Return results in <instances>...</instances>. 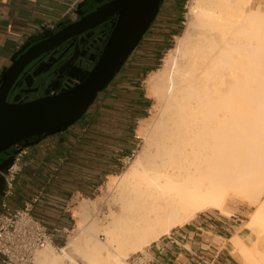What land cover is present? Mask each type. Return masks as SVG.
<instances>
[{
	"label": "bare ground",
	"instance_id": "6f19581e",
	"mask_svg": "<svg viewBox=\"0 0 264 264\" xmlns=\"http://www.w3.org/2000/svg\"><path fill=\"white\" fill-rule=\"evenodd\" d=\"M251 1L193 0L196 24L147 80L166 111L118 177L119 211L103 227L91 222L61 255L47 245L36 264H122L202 212L229 216L233 196L256 206L247 224L257 247L231 242L244 264H264V16ZM77 212L86 217L85 205Z\"/></svg>",
	"mask_w": 264,
	"mask_h": 264
},
{
	"label": "water",
	"instance_id": "95a60500",
	"mask_svg": "<svg viewBox=\"0 0 264 264\" xmlns=\"http://www.w3.org/2000/svg\"><path fill=\"white\" fill-rule=\"evenodd\" d=\"M161 4L109 0L19 51L0 76V155L10 154L3 170L14 148L62 134L86 114L138 48Z\"/></svg>",
	"mask_w": 264,
	"mask_h": 264
},
{
	"label": "trees",
	"instance_id": "16d2710c",
	"mask_svg": "<svg viewBox=\"0 0 264 264\" xmlns=\"http://www.w3.org/2000/svg\"><path fill=\"white\" fill-rule=\"evenodd\" d=\"M162 0L158 15L138 48L127 59L119 74L110 85L100 93L86 114L66 132L47 137L41 143L48 148H40L39 159L29 164L23 162V167H29L37 177L44 178L42 186L45 191L39 194L31 184H25L18 179L15 194L19 200L28 199L33 194H39V200L34 207L33 215L49 229L71 230L73 223L71 215L65 212L67 202L74 193L84 198H91L93 191L100 186L107 176L117 175L121 169V161L129 157L136 148L134 128L137 119H143L140 112L130 101L121 99L123 94L137 92L140 96V84L145 76L158 69V51H168L172 48L169 39L181 34L178 24V13L173 7L174 0H168L163 11ZM174 26V27H173ZM152 29L156 32H150ZM109 33V32H108ZM136 52H140L143 70L137 74L132 83L126 81L112 96L116 81L130 64ZM136 76V75H135ZM134 76V77H135ZM134 86L133 89L126 86ZM124 87V88H123ZM146 105L148 100L145 99ZM30 153L27 157L31 158ZM27 158V159H28ZM49 184L46 185V181ZM40 182V181H38ZM64 235H55V245L63 246Z\"/></svg>",
	"mask_w": 264,
	"mask_h": 264
},
{
	"label": "crops",
	"instance_id": "0c3cea01",
	"mask_svg": "<svg viewBox=\"0 0 264 264\" xmlns=\"http://www.w3.org/2000/svg\"><path fill=\"white\" fill-rule=\"evenodd\" d=\"M107 1L109 0H0V76L20 50L38 41L48 32L56 31L59 24L74 22L81 15L93 11ZM164 5L165 1L162 7ZM71 15L75 16L74 20L70 18ZM150 32L156 31L152 29ZM142 63L140 52H136L130 64L124 68L116 81L115 87H112L113 92L106 96L115 94L126 84V81L133 83L137 79V74L144 69ZM126 87L134 88L132 84ZM123 96L121 99L132 102L140 112H145L146 97L144 95L140 96L137 92H132ZM140 120L142 119H137L136 124ZM46 147L48 148V144L41 143L40 146L29 148L28 154L30 153L32 157L26 156L23 159L18 177L24 180L25 184L32 183L39 194L45 191V187L41 185L45 177H37L28 166L23 167V162L29 165L32 162H34L33 165L36 164V160H40L38 157L41 154L40 148ZM9 160L10 154L0 155V169L5 168ZM49 182L47 180L46 185ZM76 194L78 193L70 197L65 212L69 213V202ZM24 200L26 198L19 200V196L15 194L9 203L17 206ZM219 214L203 213L159 239L156 245L162 249V252L158 253L154 248L151 249L154 257L153 264H240V257L231 241L237 235L247 245L245 238L241 235L243 229L237 227L236 221Z\"/></svg>",
	"mask_w": 264,
	"mask_h": 264
},
{
	"label": "rangeland",
	"instance_id": "374dc122",
	"mask_svg": "<svg viewBox=\"0 0 264 264\" xmlns=\"http://www.w3.org/2000/svg\"><path fill=\"white\" fill-rule=\"evenodd\" d=\"M167 1L168 0H165L163 11L165 10V7H167L166 6V4L168 3ZM172 4L176 12L178 13V17H179L178 24L182 27L181 28V34H182L184 30L186 29V27L188 26V24L193 23V20H194V23L196 21V19L193 17V15L190 12V9L193 6V0H174V3ZM250 7L252 11H254L255 13L258 12L260 13V15L262 14V16H264V0H252L250 2ZM199 29H200V26H198V23H197L196 31H198ZM177 38L178 37H172L169 39V42H171V45H172V48L170 50H173L175 48ZM170 50L158 51L157 58L159 59L158 61L159 65H158L157 71L162 68L164 64V60L166 59V56L168 55V52ZM151 74L152 72L148 73L145 76L144 80L141 81V84H140L141 92L148 100V104L144 112L145 117L139 122H137L134 128V136L136 137L135 139H136V145H137L136 148L133 150L132 154L129 157L121 161V169H120L119 174L106 177L103 183L93 191L91 198H84L80 194H76L71 199L68 207H69V214L71 215L73 226L71 230L68 233H66L65 238L63 240L62 247L52 246L54 255H61L60 249L65 247L66 243L73 236L81 234L83 230L87 228V226L91 222L95 221L96 223H98L99 227L101 226L103 227L109 222L110 212L116 213L119 211L120 201L117 195L119 194L118 193V183H119L118 177H120L121 174H123L126 170L130 168L131 163L135 159L137 153L144 147V141H143L144 136H147V135L150 136V134L152 133L151 130L156 129V127L158 126L157 123L160 122L161 118H163L162 116L165 114V113L163 114V112L166 111L164 109L165 105H163V101H161V99L159 98L152 97V95L148 92L146 83ZM83 204L86 207V217L79 215L77 212L78 208ZM255 207L256 206L249 205L247 202L240 200V198L237 196L231 197V200H228L225 203V209L229 211L230 213V215L226 216V218H231L232 220L236 221L237 227L239 229L241 228L243 229L241 231V235L245 238L247 242V245L245 246L247 248L249 247L252 248V250L257 247V240H256L257 235H255L253 230H252L253 232L250 230V227L248 226L247 222L250 218V215L254 211ZM212 212L219 214L218 212L207 210L196 216H199L203 213H212ZM219 215L224 216L221 214ZM178 228H175V229H178ZM96 235L97 237L99 236L98 234ZM98 238L102 239L103 236H99ZM150 246H152V244L145 247L142 251L146 250ZM258 247L260 248V250H264V245L259 244ZM68 255L69 257L80 262L81 257L78 256L76 252L69 250ZM130 255L132 254H129V256ZM65 262L67 263L68 261L65 260ZM239 263L244 264L241 257H240Z\"/></svg>",
	"mask_w": 264,
	"mask_h": 264
},
{
	"label": "built area",
	"instance_id": "2783aa9c",
	"mask_svg": "<svg viewBox=\"0 0 264 264\" xmlns=\"http://www.w3.org/2000/svg\"><path fill=\"white\" fill-rule=\"evenodd\" d=\"M72 20L75 16L71 15ZM29 148L16 147L12 164L6 170H0L4 180V190L0 202V264H36V253L47 245L56 246L54 239L57 233L65 235L70 230L49 229L33 215L38 203L39 194H33L17 206L9 202L13 199L22 161L27 156ZM152 243V246L142 252L127 257L122 264H153L151 249L162 252V249Z\"/></svg>",
	"mask_w": 264,
	"mask_h": 264
},
{
	"label": "flooded vegetation",
	"instance_id": "af4514ba",
	"mask_svg": "<svg viewBox=\"0 0 264 264\" xmlns=\"http://www.w3.org/2000/svg\"><path fill=\"white\" fill-rule=\"evenodd\" d=\"M3 169H1V170H3ZM3 190H4V180H3V176L0 174V201L2 198Z\"/></svg>",
	"mask_w": 264,
	"mask_h": 264
}]
</instances>
